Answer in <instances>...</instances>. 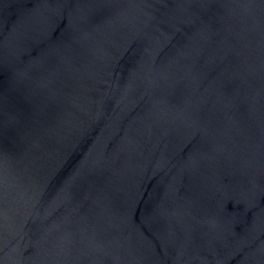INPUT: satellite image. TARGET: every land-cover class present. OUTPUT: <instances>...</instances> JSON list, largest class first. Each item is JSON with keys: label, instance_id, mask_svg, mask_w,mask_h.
Segmentation results:
<instances>
[{"label": "water", "instance_id": "water-1", "mask_svg": "<svg viewBox=\"0 0 264 264\" xmlns=\"http://www.w3.org/2000/svg\"><path fill=\"white\" fill-rule=\"evenodd\" d=\"M0 264H264V0H0Z\"/></svg>", "mask_w": 264, "mask_h": 264}]
</instances>
